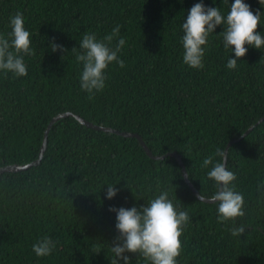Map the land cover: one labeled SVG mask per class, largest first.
Returning a JSON list of instances; mask_svg holds the SVG:
<instances>
[{
  "label": "trees",
  "instance_id": "1",
  "mask_svg": "<svg viewBox=\"0 0 264 264\" xmlns=\"http://www.w3.org/2000/svg\"><path fill=\"white\" fill-rule=\"evenodd\" d=\"M201 0H0V35L23 13L34 55L24 56L27 76L0 70V167L36 160L51 119L71 112L95 125L141 136L154 156L180 154L188 178L204 198L216 191L202 168L217 148L253 129L227 151L226 167L243 194L245 215L217 223V204L192 192L177 160L150 158L138 140L94 130L74 117L54 122L41 162L0 174V264H112L119 235L111 208L138 209L166 190L178 211L189 214L177 264H264V48H248L236 69L218 25L208 36L204 67L183 63L182 24ZM223 15L234 0H203ZM257 32L264 37V5ZM120 25L126 43L105 71L106 87L93 99L80 88L76 60L85 32L97 39ZM66 51L51 50V44ZM75 47V49H72ZM223 163L224 156L214 157ZM117 194L107 198L108 186ZM245 224L241 236L229 229ZM44 236L56 243L47 257L32 245ZM99 251V252H97ZM129 264H147L125 252ZM119 264H124L123 259Z\"/></svg>",
  "mask_w": 264,
  "mask_h": 264
},
{
  "label": "clouds",
  "instance_id": "2",
  "mask_svg": "<svg viewBox=\"0 0 264 264\" xmlns=\"http://www.w3.org/2000/svg\"><path fill=\"white\" fill-rule=\"evenodd\" d=\"M259 3L264 5V0H259ZM260 17L261 12L257 10L254 14L244 0H234L226 16L218 7H206L203 0L194 4L182 24L183 63L193 69H202L206 51L203 46L207 44L209 34L215 32L218 25H223V31L220 32L223 47L235 54V58L230 56L227 60L226 67L236 69L238 60L248 51L246 44L256 49L264 48V37L257 32ZM9 23L11 31L7 36L0 35V70L5 75L11 72L14 77L27 76L24 56L34 55V50L30 47V33L25 29L23 13L17 11L10 17ZM120 27H114L103 39H97L95 33L85 32L79 41L81 51L76 55V60L83 65L79 77L80 88L89 94V99L105 89V71L109 64L115 62L120 68L126 67L125 61L118 56L126 41L119 38L115 46H111L119 37ZM51 50L66 51L63 45L55 42L51 44ZM224 155L225 151L217 148L213 155L203 159L201 165L202 168L211 165L207 177L215 182L216 191L211 200L217 204V223L235 222L245 215L244 196L235 191L232 183L236 180L235 173L228 170L225 163L214 161V157ZM117 191L113 185H109L107 198H113ZM110 211L117 214L115 227L119 233L114 246L110 247L114 254L112 264H119L120 259H123L124 264H129L125 252L138 253L147 264H177V258L183 250L180 237L189 222V214L176 209L166 190L139 209L133 206L130 209L111 208ZM246 226L234 224L229 231L232 236H241ZM55 247V241L50 236H44L32 245V251L37 257H47Z\"/></svg>",
  "mask_w": 264,
  "mask_h": 264
},
{
  "label": "water",
  "instance_id": "3",
  "mask_svg": "<svg viewBox=\"0 0 264 264\" xmlns=\"http://www.w3.org/2000/svg\"><path fill=\"white\" fill-rule=\"evenodd\" d=\"M69 116L74 117L82 125H84V126H86L88 128L94 129V130L105 131V132H112V133H116V134L121 135V136H124V137H133V138H136L138 140V142L140 143V145L142 146V148L144 149V151L146 152V154L150 158H152V159L161 160V159H164L165 157H168V156L174 157L177 160V162L179 163V165L181 166V168H182L183 177H184L185 182L188 184V186L190 187V189L192 190V192L196 195V197L199 200L203 201V202L213 203V201L211 200V198H204L203 196H201L199 194V191L190 182V180L188 178V174H187L186 168H185V166L183 164V161H182V158H181L180 154H178L176 152H171V153H167V154H165L163 156H154L151 153V150L147 147V145L145 144V142L143 141V139L141 138L140 135L135 134V133H131V132H120V131L114 130L112 128H109V127L98 126V125H95L92 122H89V121L85 120L84 118H82V117H80L78 115H75V114H73L71 112H65V113L59 114V115L53 117L51 119V121L48 123V125L46 127V130H45V133H44V139H43V142H42L40 151H39V156H38V158L36 160H34L31 163L23 164V165L12 164V165H7V166L0 167V174H2L4 172H19V171L26 170L29 167L38 165L41 162V159H42L43 154L45 152L46 145H47V136H48V133H49V130H50L52 124L54 122H56L57 120L61 119V118H65V117H69ZM263 120H264V116L255 125L259 124ZM252 129H253V126H251L250 128H248L247 131L244 134H242L239 138H235V139L231 140L227 144V146L225 148V155H224L223 163L226 164V156H227L228 148L233 143H235L238 140H240L243 137H245Z\"/></svg>",
  "mask_w": 264,
  "mask_h": 264
}]
</instances>
